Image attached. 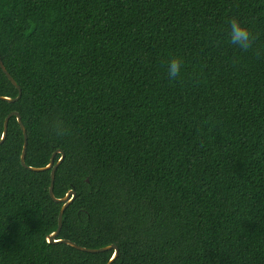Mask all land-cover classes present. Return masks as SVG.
Returning <instances> with one entry per match:
<instances>
[{
    "label": "trees",
    "instance_id": "trees-1",
    "mask_svg": "<svg viewBox=\"0 0 264 264\" xmlns=\"http://www.w3.org/2000/svg\"><path fill=\"white\" fill-rule=\"evenodd\" d=\"M238 17L258 38L228 43ZM184 66L175 82L167 61ZM0 59L21 90L25 164L60 150L75 193L56 240L111 264H264V0H0ZM18 90L0 69V97ZM0 143V264H106L48 243L50 171ZM60 154L54 158V164Z\"/></svg>",
    "mask_w": 264,
    "mask_h": 264
},
{
    "label": "water",
    "instance_id": "water-1",
    "mask_svg": "<svg viewBox=\"0 0 264 264\" xmlns=\"http://www.w3.org/2000/svg\"><path fill=\"white\" fill-rule=\"evenodd\" d=\"M0 69L1 71L4 73V75L6 76V78L11 82V84L13 86H15L18 90V96L17 98L15 99H10V98H7V97H0V100H4L6 102H14L16 100H18L21 96V90L19 88V86L16 84V82L13 80V78L9 75V73L6 71L1 59H0ZM14 116L16 118V121L22 131V134H23V144H22V150H21V155H20V164L22 167H24L25 169L27 170H30L32 172H44V171H50V185H49V196L50 198L56 202V203H61L62 206L60 208V211H59V214H58V228L57 230L50 234L48 237H47V242L48 243H64L78 251H81V252H85V253H92V254H95V253H102V252H106V251H109V250H113V255L111 256L110 260L106 263V264H111L113 262V260L116 258L117 256V253H118V248L117 246L115 245H110V246H106V247H103V248H98V249H91V248H84V247H81L69 240H56L58 234H59V231H60V228H61V223H62V217H63V214H64V211L65 209L67 208V206L73 201L74 199V196H75V193L73 191H68L67 194L63 197V198H60V199H57L54 197L53 195V185H54V178H55V171L57 169V166L63 161L64 159V153L60 150H57L55 151L51 157H50V160H49V163L43 167V168H35V167H30V166H27L25 164V154H26V148H27V135H26V130L21 122V118L19 116V114L17 112H12L10 113L5 121H4V127H3V133H2V137H1V140H0V143L5 139L6 137V133H7V123H8V120L10 117ZM57 154H60V158L59 160L54 164V158Z\"/></svg>",
    "mask_w": 264,
    "mask_h": 264
},
{
    "label": "clouds",
    "instance_id": "clouds-1",
    "mask_svg": "<svg viewBox=\"0 0 264 264\" xmlns=\"http://www.w3.org/2000/svg\"><path fill=\"white\" fill-rule=\"evenodd\" d=\"M227 23L229 26L228 43L242 52L249 51L255 40L258 38V34L254 33L249 25L236 16L230 17ZM167 66V76L169 81L175 82L180 77L181 68L184 66L182 57H171L167 61Z\"/></svg>",
    "mask_w": 264,
    "mask_h": 264
}]
</instances>
